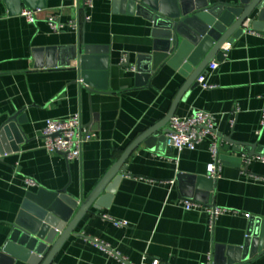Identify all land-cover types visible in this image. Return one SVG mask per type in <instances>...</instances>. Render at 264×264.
I'll list each match as a JSON object with an SVG mask.
<instances>
[{
    "label": "crops",
    "instance_id": "0c3cea01",
    "mask_svg": "<svg viewBox=\"0 0 264 264\" xmlns=\"http://www.w3.org/2000/svg\"><path fill=\"white\" fill-rule=\"evenodd\" d=\"M21 1L15 11L9 0H0V131L18 112L25 115L19 150L0 156V246L27 193L66 190L79 202L86 200L127 148L165 119L186 83L180 71L163 65L144 85H136L139 59L154 54L156 38L153 25L129 13L124 2L95 0L93 8L84 10L83 0L80 8L78 0H34L45 7H35L41 12L29 23L20 13L30 7ZM51 16L64 30L51 29ZM72 22H79V29L72 28ZM252 32L264 33V22L253 28L249 21L245 35L224 45V59L213 61L218 68L210 71L209 65L203 73L213 88L204 89L197 81L176 112L186 116L199 110L215 117L220 177L214 180L207 172L212 138L194 151L179 153L157 139L168 136V123L160 137L142 143L130 156L111 198L103 193L102 209L92 208L85 216L56 264H123L112 253L130 264H206L210 253L214 260L218 256V247L242 249L249 233L259 235L260 227H253L252 221H264V162L235 144L264 146V38ZM82 43L106 49L108 90H92L80 79L76 67ZM124 58L127 66L122 65ZM151 66L144 62V68ZM77 114L95 135L84 145L81 160L45 150L46 122ZM29 179L36 186H29ZM193 193L196 199L186 197ZM185 200L230 212L211 229L209 214L186 210ZM232 258L240 260L241 253L234 252ZM238 264H264V251Z\"/></svg>",
    "mask_w": 264,
    "mask_h": 264
},
{
    "label": "water",
    "instance_id": "95a60500",
    "mask_svg": "<svg viewBox=\"0 0 264 264\" xmlns=\"http://www.w3.org/2000/svg\"><path fill=\"white\" fill-rule=\"evenodd\" d=\"M24 1L31 9L45 7L44 2L36 4L34 0ZM115 1L126 3L129 13L143 16L154 27V54L148 58L140 57L136 68V85H144L163 65L180 71L186 77V83L165 119L127 148L86 200L79 202L66 190L50 192L41 189L37 193H27L11 232L0 246V264H56L57 255L68 239L77 235L75 231L85 216L92 208L102 209L103 193H106L107 200L111 198L126 171V162L130 156L142 143L149 144L160 137L159 131L176 115L180 102L198 85L197 81L207 67L214 60L224 59V45L234 44L245 35L247 22L252 21L253 28L264 22V0H239L237 5L213 4L211 0H161L160 3L156 0ZM8 3L17 7L15 11L22 5L21 0H9ZM105 53L106 49L85 43L78 47L76 68L83 84L92 90H108L111 66L109 56ZM145 61L152 63L151 68H144ZM24 122L25 115L18 112L3 126L0 131V156L19 150V144L25 139L21 130ZM170 132V129L164 130L166 135ZM157 139L168 143V136ZM235 144L247 147L250 158L264 157V146ZM208 182L214 183L212 179ZM186 197L197 198L194 193ZM252 226L260 227L259 235L249 233L242 249L218 247L215 264H238L241 260L253 258L258 251H264V221L254 218ZM234 252L241 253L240 260L232 258Z\"/></svg>",
    "mask_w": 264,
    "mask_h": 264
},
{
    "label": "built area",
    "instance_id": "2783aa9c",
    "mask_svg": "<svg viewBox=\"0 0 264 264\" xmlns=\"http://www.w3.org/2000/svg\"><path fill=\"white\" fill-rule=\"evenodd\" d=\"M81 1L78 0L76 8L81 7ZM95 0H83V9H91L94 6ZM40 9H22L20 16L25 18L29 23H35L37 21ZM90 17L85 15L84 21L88 22ZM51 29L54 32H60L66 27L60 23L56 16H51L48 20ZM72 28L79 29V22H72L70 24ZM246 31L249 29V22L245 24ZM253 34L264 38V33L252 32ZM127 58H124L122 65L127 66ZM218 63L214 62L210 64L209 70L214 71L218 68ZM128 70L135 71V68L127 67ZM206 74L199 77L198 83L203 86L204 89H211L213 86L206 82ZM171 132L168 134V145L170 148L177 152H183L184 150L194 151L201 143L205 142L209 137L212 138V142L209 147V153L211 156V162L207 166V172L210 178L218 179L220 177L221 168L219 166L220 159V143L216 133V119L209 113L204 111L195 110L186 116L175 115L171 118L170 122ZM43 148L50 153H59L64 155L69 161L81 160L82 151L84 145L93 140L95 135L91 133L83 124L81 116L79 114L74 115L65 120H48L42 132ZM258 159L264 162V157H258ZM29 186H36L33 180L26 181ZM183 207L186 210H199L206 212L210 216V227H214L216 220L223 214L230 212L228 209L216 207V206H204L192 202L191 200L183 201ZM119 227H127V222H114ZM119 257L123 264H130L125 258L120 257L119 254L112 253ZM206 264H215L213 253H210L207 258ZM152 264H160L158 261H154Z\"/></svg>",
    "mask_w": 264,
    "mask_h": 264
}]
</instances>
